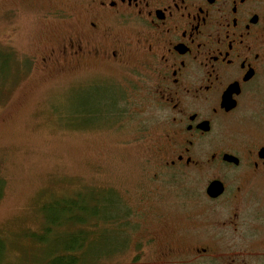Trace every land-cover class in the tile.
Segmentation results:
<instances>
[{"label":"flooded vegetation","instance_id":"flooded-vegetation-1","mask_svg":"<svg viewBox=\"0 0 264 264\" xmlns=\"http://www.w3.org/2000/svg\"><path fill=\"white\" fill-rule=\"evenodd\" d=\"M15 1L18 16L38 7L44 21L65 25V35L39 41V56L21 51L19 60L70 71L77 91L119 90L103 98L106 116L142 106L156 121L159 144L145 164L152 176L142 171L133 195L103 206L137 235L130 252L128 242L106 259L264 264V0ZM95 66L103 78L76 77ZM147 137L144 130L126 143ZM148 188L172 197L170 205L126 219L129 199L143 200ZM169 207L173 215L162 214ZM148 226L159 230L145 233Z\"/></svg>","mask_w":264,"mask_h":264},{"label":"rangeland","instance_id":"rangeland-1","mask_svg":"<svg viewBox=\"0 0 264 264\" xmlns=\"http://www.w3.org/2000/svg\"><path fill=\"white\" fill-rule=\"evenodd\" d=\"M16 6L15 0H0V240L6 243L11 260L35 264L40 261L38 254L46 253L31 238L32 233L41 232L45 223L44 207L64 198L81 197L82 202L93 204L95 199L112 208L119 195H133L140 173L147 169L152 176V168L145 164L155 155L160 133L151 111L142 110V106L129 115L116 111L110 113L112 118L105 115L106 98L119 90L107 87L99 92L77 91L70 88L74 78L70 71L43 69L36 59L19 60L17 54L21 51L39 56L45 50L39 41L65 35V25L56 19L44 21L43 10L38 7L31 10L26 5L18 16L13 13ZM29 41L33 47L25 46ZM96 67L77 71L76 77L83 78L82 83L103 78L100 67ZM119 106L118 110L126 108ZM80 107L82 112L78 111ZM88 110L96 116H88ZM143 128L146 139L126 143ZM143 194V200L132 198L129 204L126 202L132 207L126 219H135L132 216L138 213L144 219L154 217L159 210L153 207L169 206L172 198L153 188ZM138 203L145 204V209L135 206ZM108 210L104 213L112 214ZM171 210L169 207L167 214H162L173 215ZM135 229L125 226L123 237L130 243L127 252L137 235L133 233ZM84 230L99 232V224L94 222ZM157 230L150 228L145 233ZM100 240H91L89 260L92 251L100 248ZM117 253L120 251L114 255ZM92 260L99 264H137L131 256Z\"/></svg>","mask_w":264,"mask_h":264},{"label":"trees","instance_id":"trees-1","mask_svg":"<svg viewBox=\"0 0 264 264\" xmlns=\"http://www.w3.org/2000/svg\"><path fill=\"white\" fill-rule=\"evenodd\" d=\"M76 199L64 198L48 203L44 207L45 223L41 232L32 233L31 238L38 248L40 250L44 248L46 253H39L40 261L35 264H85L90 259L91 240L98 237L102 243L100 248L92 251V258H103L107 254L114 255L128 244L123 237L126 234L125 226L117 223L119 219L116 212L105 209L100 200L94 199L95 203L88 204L82 202L81 197ZM105 210L112 214L106 215ZM94 222L99 224V232L84 230ZM92 258L88 264H99ZM0 264H19L8 257L6 243L2 240H0Z\"/></svg>","mask_w":264,"mask_h":264}]
</instances>
